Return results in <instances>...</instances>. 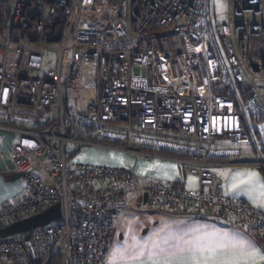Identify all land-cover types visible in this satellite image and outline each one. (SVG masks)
Listing matches in <instances>:
<instances>
[{
  "label": "built area",
  "instance_id": "built-area-1",
  "mask_svg": "<svg viewBox=\"0 0 264 264\" xmlns=\"http://www.w3.org/2000/svg\"><path fill=\"white\" fill-rule=\"evenodd\" d=\"M227 4L228 19L217 24L212 0H7L0 105L3 126L17 132L8 155L23 188L15 200H0V227L56 203L62 216L21 238L0 237V264H108L128 198L136 209L229 220L264 242V211L229 199L211 159L219 138L253 142L243 95L264 111L257 83L264 79V0ZM255 40L263 46L253 60ZM47 49L57 51V63L44 71ZM41 112L53 116L18 124H35ZM80 121L95 136L134 148L95 141ZM88 146L175 159L198 188L75 163ZM252 164L264 167L263 156Z\"/></svg>",
  "mask_w": 264,
  "mask_h": 264
},
{
  "label": "crops",
  "instance_id": "crops-1",
  "mask_svg": "<svg viewBox=\"0 0 264 264\" xmlns=\"http://www.w3.org/2000/svg\"><path fill=\"white\" fill-rule=\"evenodd\" d=\"M6 111L7 109L3 105H0V136L2 138L0 146V200L3 202L15 200L21 194L23 188L22 178L13 177V175L18 172L15 170V166L8 155L10 147L17 142L18 136L15 130L3 126L5 120L4 114ZM43 120L44 118L42 122ZM18 124L24 125L25 127H34L38 125L36 120L35 124L26 121L18 122ZM262 133L263 132L260 133V137H262L260 138L261 143H263ZM217 142L219 144L218 152L212 155L211 159L216 162L213 169L218 175V184L223 193L229 199H245L253 207L257 208L250 202L247 195L244 193L232 194L228 186L231 183L233 174L238 171L253 170L258 172L261 178H264V167H258L252 164V162L262 160V156L264 159V152H260L253 143L247 144L248 147H245L246 144L241 145L244 146L242 150L239 149V145L232 144L226 138H219ZM262 147L264 148V144H262ZM151 148L157 150L160 147L153 146ZM176 151L180 153V150ZM243 151L245 153L242 155ZM241 156L246 157V159ZM74 158H76V163L123 167L134 172L143 181L153 179L164 184L176 183L179 187L184 189L195 190L198 188V179L183 173L180 163L175 159L167 157L148 159L131 150L103 146H88L77 153ZM172 165L176 167L173 168ZM40 173H42L43 176L46 175L44 170L40 171ZM260 210L264 211V209ZM166 225L170 226L173 230L182 229L184 231L198 225H209L217 229L239 234L255 241L259 247L264 248V243L259 237L253 235L245 227L235 222L215 218H198L188 213L169 210L146 211L136 209L132 207L131 201L128 198L126 202L122 204L121 216L116 224L112 244L106 257L107 263L114 264L113 255L115 251L117 249L130 247L134 244L136 241L133 237L138 240L146 239L154 233L159 232L161 229H165ZM115 264H121L119 257L116 258Z\"/></svg>",
  "mask_w": 264,
  "mask_h": 264
},
{
  "label": "snow or ice",
  "instance_id": "snow-or-ice-1",
  "mask_svg": "<svg viewBox=\"0 0 264 264\" xmlns=\"http://www.w3.org/2000/svg\"><path fill=\"white\" fill-rule=\"evenodd\" d=\"M228 187L232 194L244 193L252 204L264 209V178L258 172L238 171ZM133 239L136 242L130 247L115 251L114 264L117 257L121 264H264V248L255 241L209 225L187 231L166 225L146 239Z\"/></svg>",
  "mask_w": 264,
  "mask_h": 264
},
{
  "label": "rangeland",
  "instance_id": "rangeland-1",
  "mask_svg": "<svg viewBox=\"0 0 264 264\" xmlns=\"http://www.w3.org/2000/svg\"><path fill=\"white\" fill-rule=\"evenodd\" d=\"M213 2V9H214V18H215V21L217 24H222V23H226L227 21V15H228V4H227V0H212ZM223 5V6H221ZM45 65H44V71H47L49 68H54L56 66V63H57V51L56 50H53V49H47L45 51ZM258 85L264 89V79L262 80H258L257 81ZM246 108V111L248 110L247 107ZM53 116L52 113H46V112H41L38 114V116H36V123L37 124H40L42 122V119L44 118H48V117H51ZM247 126L250 128V130L253 132V135H254V140H253V144L257 146L258 150L260 152H263L262 151V144H264V130H261V129H264V127H262V125H264V121L262 122H256V123H253L249 117V115L247 116ZM262 123V124H261ZM259 124V125H257ZM261 132L262 135H263V143H261V139L262 137L261 136ZM239 149H242L243 150V147L244 146H241L239 145L238 146ZM72 146H69V149H71ZM128 148H134L133 145H128ZM245 152L243 151L242 152V155L244 154ZM242 157V156H241ZM244 159H246V157H242ZM75 159L76 158H73V161L75 162ZM76 163V162H75ZM15 238H21L22 235H17V236H14Z\"/></svg>",
  "mask_w": 264,
  "mask_h": 264
},
{
  "label": "trees",
  "instance_id": "trees-1",
  "mask_svg": "<svg viewBox=\"0 0 264 264\" xmlns=\"http://www.w3.org/2000/svg\"><path fill=\"white\" fill-rule=\"evenodd\" d=\"M7 17H8L7 0H0V33H1V29L6 24ZM262 46H263V43L261 41L255 40L252 42V47L254 48V52H252L251 59L254 60L257 57V55H256L258 53L257 50H260L262 48ZM243 99L247 105L246 106L248 109L247 113H248L251 121L253 123L264 121V111L257 106L248 105V102H247L248 95H246V96L243 95ZM80 124L82 125L84 130H86L89 133V136L91 137V139H93L95 141L106 142V143L116 145V146H121V147H128V145H130L128 142H122V141H118V140L108 141V140H105V139L100 138L98 136H95L93 133L94 128H93L92 124H89V123L83 122V121H80ZM159 151L161 153L168 154V155H180V153L178 151L172 150L169 148L160 147ZM262 151L264 152V148H262ZM261 241H263V240H261Z\"/></svg>",
  "mask_w": 264,
  "mask_h": 264
},
{
  "label": "water",
  "instance_id": "water-1",
  "mask_svg": "<svg viewBox=\"0 0 264 264\" xmlns=\"http://www.w3.org/2000/svg\"><path fill=\"white\" fill-rule=\"evenodd\" d=\"M14 178L22 177L21 173H15ZM147 195H145V200ZM62 207L60 203H56L46 208L45 210L38 212L27 218L15 221L5 227H0V237H12L20 234L29 233L32 230L48 225L53 221L61 219ZM29 234L26 235L25 239L29 240Z\"/></svg>",
  "mask_w": 264,
  "mask_h": 264
}]
</instances>
